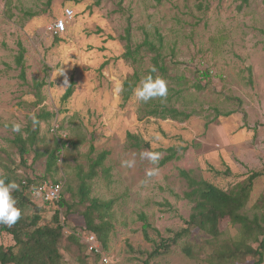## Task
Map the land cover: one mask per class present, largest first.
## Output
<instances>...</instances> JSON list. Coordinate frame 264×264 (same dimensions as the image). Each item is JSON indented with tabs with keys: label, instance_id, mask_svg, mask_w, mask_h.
<instances>
[{
	"label": "rangeland",
	"instance_id": "obj_1",
	"mask_svg": "<svg viewBox=\"0 0 264 264\" xmlns=\"http://www.w3.org/2000/svg\"><path fill=\"white\" fill-rule=\"evenodd\" d=\"M67 8L74 9L75 16L65 33L54 35L53 23ZM146 38L157 51L145 46L137 61L124 57L128 43L135 48ZM18 42L27 50L25 80L15 60ZM158 53L160 68L153 60ZM154 67V78L167 80L168 95L143 103L135 100L133 90L126 99L125 80L136 73L139 85ZM64 68L65 74H60ZM65 75L69 84L75 81L67 100ZM157 103L191 116L150 114ZM228 112L243 116L244 126L255 133L253 146L261 149V157L259 166L235 158L230 172L217 175L211 167L225 171L223 159L214 162L201 156L195 141L183 135L189 126L205 128L199 133L203 137L208 125ZM57 115L68 140L57 166L49 171L45 153L61 145L60 134L50 131ZM13 123L21 124L28 141L26 163L13 143ZM134 137L149 142L152 149L181 147L179 158L164 166L141 159L140 153L150 149L134 146ZM103 151H109L103 167L110 175L105 177L99 167V174L89 180L90 195L114 203L110 218L114 230L107 251L117 264H145L162 238L186 227L194 203L185 197L189 187L180 169L226 190L251 171L264 170V0L247 4L242 0H53L50 6L46 0H0V174L10 175L18 185L23 179L63 182L72 212L38 196L32 199L42 210L41 224H52L55 211H61L65 238L60 250L68 264H81L77 252L73 255L65 248L68 235L85 234L81 177ZM133 158L135 166L127 167L124 162ZM153 168L158 174L149 176ZM242 212L264 224V175L254 181ZM142 215L152 225L147 233ZM220 230L215 239L193 228L148 263L251 264L256 258L251 255L240 254L226 262L215 257L220 245L240 240L243 231L228 218L220 222ZM247 242L258 245L251 239ZM12 244V235L0 231V245ZM185 247L191 248L190 255ZM88 262L97 264L92 258Z\"/></svg>",
	"mask_w": 264,
	"mask_h": 264
},
{
	"label": "trees",
	"instance_id": "obj_2",
	"mask_svg": "<svg viewBox=\"0 0 264 264\" xmlns=\"http://www.w3.org/2000/svg\"><path fill=\"white\" fill-rule=\"evenodd\" d=\"M244 4H247L249 0H242ZM53 0H46L47 5H51ZM130 31H128L129 33ZM148 46L152 51H157L156 45L146 38L141 44H138L133 48L130 43L127 44V51L125 52V58H131L134 61L138 60L139 52ZM18 52L15 60L20 69V78L26 79V63L25 55L26 48L22 42H18ZM155 67L159 66V53L153 58ZM154 67V68H155ZM155 72V71H154ZM151 69L150 73L154 77V73ZM209 73L206 74L208 76ZM135 78V81L131 80ZM138 76L136 73L130 78L125 80L124 87L127 91L128 99L138 82ZM42 84L37 83V87ZM75 81L71 80L65 94L64 100L70 98L74 93ZM152 115L167 118L171 116L174 119L189 118L191 115L180 111L179 109L168 107L165 104L157 103L149 110ZM231 113H225L224 116H229ZM51 116V114L47 115ZM128 135L132 136L131 133ZM33 137V136H32ZM31 137V138H32ZM34 140V138H32ZM134 146L147 147L150 151L159 153H165L159 160V166H164L168 162L178 159V151L181 147L170 146L168 148L152 149L149 142L139 137H134ZM13 143L18 148L21 161L26 163V156L29 153L28 141L23 137L22 133H16L13 139ZM57 146L46 152L47 156V170H52L57 166L61 155V149L65 147L66 141H60ZM184 149V148H183ZM94 150V149H93ZM109 155V151H103L93 159L90 170L85 176L81 177L79 186L80 201L84 204L85 210L82 215L85 220V233L95 234L105 250L108 249L111 234L114 230V225L111 221V210L113 207V201H102L98 198L90 195V183L99 174L98 168L104 166V162ZM226 170L211 167V169L217 174H225L230 172V167L226 164ZM103 175L108 177L110 171L108 168L102 169ZM180 175L184 177L188 182L189 190L185 192V197L194 203L192 213L189 219L185 220L186 227L173 233V235L162 238L161 241L156 244L154 250L149 253V258L145 261V264H149V259L167 252L173 244L178 243L179 240L191 234L193 228H199V230L211 235L217 239L221 236L220 222L228 218L234 224H240L242 226V237L238 241H227L220 245L215 251V257L221 262L231 261L239 258L241 254L244 256L256 257L251 264H263L264 263V224L260 222L257 217H249L242 211L246 207L251 192L253 190L254 181L264 175V170H254L249 173L247 178L242 182L236 183L229 190L223 189L215 183L205 179L198 178L193 175V171L180 169ZM0 178L5 179L6 182L13 181L10 175L0 174ZM46 179L36 181L35 179H23L19 190L13 192V196L17 201V207L21 209V218L12 226L0 225V231L6 232L12 235L14 244L10 246L0 245V264H68L60 250L61 241L65 238V224L61 222V211L57 209L52 217V224H41L42 214L41 208L36 205L32 199L33 188L44 182ZM53 181V180H49ZM56 181V180H54ZM35 202V203H34ZM48 204H56L60 207H67V211L72 212V205L65 199L64 195L59 201L46 202ZM143 230L147 233L148 228L152 225L149 222L147 216L142 215ZM260 236L263 238L260 239ZM247 239H251L257 246H253L247 242ZM67 251L73 255L77 252V259L81 264H89L88 259H94L95 263L99 264V257L90 254L87 251V247L82 238L76 234L71 233L67 236V243L65 245ZM191 248L185 247V252L191 254Z\"/></svg>",
	"mask_w": 264,
	"mask_h": 264
},
{
	"label": "crops",
	"instance_id": "obj_3",
	"mask_svg": "<svg viewBox=\"0 0 264 264\" xmlns=\"http://www.w3.org/2000/svg\"><path fill=\"white\" fill-rule=\"evenodd\" d=\"M200 130L198 127L188 126L183 136L191 143L195 141L194 143L198 145L196 151L201 156L210 157L214 162L223 159L229 167L233 166L235 158L245 164L259 166L261 149L253 146L255 133L244 126L241 114H230L208 125L203 137L199 136ZM203 130L205 131V128ZM219 150H224V153L218 152ZM213 167L221 169L214 165Z\"/></svg>",
	"mask_w": 264,
	"mask_h": 264
},
{
	"label": "clouds",
	"instance_id": "obj_4",
	"mask_svg": "<svg viewBox=\"0 0 264 264\" xmlns=\"http://www.w3.org/2000/svg\"><path fill=\"white\" fill-rule=\"evenodd\" d=\"M65 68L60 72V74H65ZM155 71V68L152 69ZM69 84V80L65 75L64 86ZM117 91L120 88L117 87ZM168 95V82L163 77H153L151 74L143 78L139 85L134 89L133 96L135 100L147 103L152 99L157 97L165 98ZM32 121L34 124L38 123L37 118L33 115ZM12 131L16 133L21 132V124L13 123ZM141 159H147L152 164H158L161 153L155 151H144L140 153ZM129 168L135 166V158L127 160L124 162ZM158 174V169H150L148 172L149 176H154ZM19 190V185L15 181L6 182L5 179L0 178V225L12 226L14 225L22 215L21 209L17 205V201L13 196V192Z\"/></svg>",
	"mask_w": 264,
	"mask_h": 264
},
{
	"label": "built area",
	"instance_id": "obj_5",
	"mask_svg": "<svg viewBox=\"0 0 264 264\" xmlns=\"http://www.w3.org/2000/svg\"><path fill=\"white\" fill-rule=\"evenodd\" d=\"M75 16V11L72 8L65 9L64 16L60 19H56L53 23L52 29L54 35H62L67 29V25L70 20ZM50 131L53 134H60L61 141H67L68 137L66 133H63L61 130V125L58 121V115L55 118ZM64 148L61 149V152ZM64 185L62 181H49L45 180L44 182L36 185L31 194L32 197H40L44 202H56L61 199L63 196ZM82 240L85 242L87 251L99 257V264H117L116 258L109 254L107 250L104 249L101 242L95 234L85 233L79 235Z\"/></svg>",
	"mask_w": 264,
	"mask_h": 264
}]
</instances>
